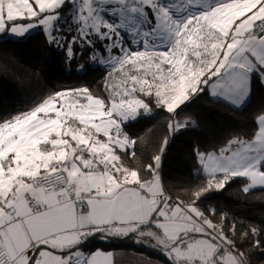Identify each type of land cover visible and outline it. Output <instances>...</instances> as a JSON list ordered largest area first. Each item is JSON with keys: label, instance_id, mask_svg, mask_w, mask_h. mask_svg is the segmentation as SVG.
Here are the masks:
<instances>
[{"label": "snow or ice", "instance_id": "obj_1", "mask_svg": "<svg viewBox=\"0 0 264 264\" xmlns=\"http://www.w3.org/2000/svg\"><path fill=\"white\" fill-rule=\"evenodd\" d=\"M36 28L69 62L76 45L94 61L106 53L107 96L56 91L0 121V264H117L112 251H85L97 237L135 238L169 264H250L235 222L229 236L197 202L237 179L244 194L264 192V114L251 138L195 149L205 183L190 201L165 192L161 154L144 166L149 179L122 156L136 155L125 125L152 112L148 100L171 115V133L189 126L177 110L205 90L246 104L253 78L264 84V0H0V34ZM240 235L264 251L260 229Z\"/></svg>", "mask_w": 264, "mask_h": 264}, {"label": "trees", "instance_id": "obj_2", "mask_svg": "<svg viewBox=\"0 0 264 264\" xmlns=\"http://www.w3.org/2000/svg\"><path fill=\"white\" fill-rule=\"evenodd\" d=\"M93 65L89 51L77 54L69 62L66 50L50 45L42 31L20 40L4 37L0 40V121L29 110L56 91L87 87L94 95L106 97L107 70ZM148 102L152 112L125 125V131L137 143L135 157L122 156L123 162L141 169L143 178L149 179L144 175V166L153 163V156L161 154V179L166 190L179 201H190L192 192L205 183L202 175L194 174L199 167L195 149L209 152L223 147L232 137L251 138L257 130V117L264 114V86L258 77L253 78L251 97L242 109L216 102L205 90L177 110L176 119H192L194 127L175 134L168 128L171 115L151 100ZM165 138L168 144L161 153ZM241 187L242 181L237 179L224 190L202 196L197 204L217 224L223 216V228L229 236L235 222L237 232L232 238L236 247L246 253L250 264H264V251L253 248L251 238L240 235L249 227H257L262 232L259 239L264 242V192L253 190L244 194ZM209 209H214L215 214ZM96 249L134 251L169 264L158 249L148 243H137L135 238L101 240L97 237L85 245V251Z\"/></svg>", "mask_w": 264, "mask_h": 264}, {"label": "crops", "instance_id": "obj_3", "mask_svg": "<svg viewBox=\"0 0 264 264\" xmlns=\"http://www.w3.org/2000/svg\"><path fill=\"white\" fill-rule=\"evenodd\" d=\"M263 86H264V84H263ZM250 97H251V95H250ZM250 97H249V99H250ZM249 99H248V101H249ZM248 101L246 102V104L244 106H242L241 108H238V109L244 108L247 105ZM161 182H162L163 187L165 189V186H164L162 179H161ZM126 238H110V239H126ZM112 252L114 253V258H115L117 264H164L158 260L152 259L146 255H143V254H138L134 251H123L122 250V251H112Z\"/></svg>", "mask_w": 264, "mask_h": 264}, {"label": "rangeland", "instance_id": "obj_4", "mask_svg": "<svg viewBox=\"0 0 264 264\" xmlns=\"http://www.w3.org/2000/svg\"><path fill=\"white\" fill-rule=\"evenodd\" d=\"M37 31H42L40 28H36V29H33V30H31L30 31V33L27 35V36H29V35H31V34H33V33H35V32H37ZM63 34H65V35H68V33H63ZM27 36H25V37H27ZM12 38V39H18V40H20V39H24L25 37H23V38H19V37H16V36H13V35H8V34H4V36L3 37H1L0 36V40L1 39H3V38ZM69 38H70V36H69ZM59 48H61V49H63L62 47H59ZM84 51H89L90 53H91V57H92V55H93V53H92V50H90V49H87V48H81L79 45H76V46H74V52H75V54L77 55V54H80V53H82V52H84ZM75 55V56H76ZM107 54L106 53H102V52H100V51H97L96 52V56H97V59L94 61L92 58H91V62H93V66H98V67H100V68H102V69H104V70H107V80H109V77H108V72L110 71V69H109V66L108 65H106V64H101V63H99V59L100 58H102L103 56H106ZM146 100H147V98H145ZM183 106V105H182ZM143 115V114H142ZM144 115H148V114H144ZM141 116H139L137 119H139ZM136 119V120H137ZM185 119H189V118H186V117H184L182 120H185ZM135 120V121H136ZM178 120V119H177ZM189 120H192V119H189ZM193 121V120H192ZM129 122H132V121H129ZM194 122V121H193ZM194 127V126H193ZM182 130V129H181Z\"/></svg>", "mask_w": 264, "mask_h": 264}, {"label": "built area", "instance_id": "obj_5", "mask_svg": "<svg viewBox=\"0 0 264 264\" xmlns=\"http://www.w3.org/2000/svg\"><path fill=\"white\" fill-rule=\"evenodd\" d=\"M185 120H187V119H185ZM189 120V119H188ZM190 121V123H189V126L187 127V128H193V126H194V122L192 121V120H189ZM175 134V133H174ZM240 137H242V136H240ZM160 176H161V168H160ZM165 192L169 195V196H171L172 197V200L173 201H178V199H176L174 196H172L167 190H166V188H165Z\"/></svg>", "mask_w": 264, "mask_h": 264}]
</instances>
